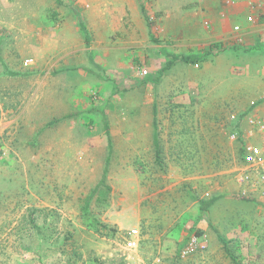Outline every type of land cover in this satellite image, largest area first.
Masks as SVG:
<instances>
[{"label":"rangeland","instance_id":"1","mask_svg":"<svg viewBox=\"0 0 264 264\" xmlns=\"http://www.w3.org/2000/svg\"><path fill=\"white\" fill-rule=\"evenodd\" d=\"M236 1L0 0V264H264V206L208 193L234 185L230 116L264 94V27ZM64 62L73 85L52 96L35 67ZM137 130L129 150L120 132ZM105 158L116 193H93ZM129 168L164 193H122ZM194 236L205 246L182 254Z\"/></svg>","mask_w":264,"mask_h":264},{"label":"built area","instance_id":"2","mask_svg":"<svg viewBox=\"0 0 264 264\" xmlns=\"http://www.w3.org/2000/svg\"><path fill=\"white\" fill-rule=\"evenodd\" d=\"M245 19L254 22L252 15ZM238 28V25L234 27L235 30ZM228 132L229 140L241 143L240 161L230 171L236 186L234 195L264 206V94L250 100L246 108L230 116ZM128 232L124 245L127 249H135L139 244L140 231L133 228ZM205 243V239L199 241L194 236L182 254L203 248Z\"/></svg>","mask_w":264,"mask_h":264},{"label":"crops","instance_id":"3","mask_svg":"<svg viewBox=\"0 0 264 264\" xmlns=\"http://www.w3.org/2000/svg\"><path fill=\"white\" fill-rule=\"evenodd\" d=\"M238 2H240V1L239 0L236 1L237 4H238ZM263 5H264V0H241V3H240L241 8L240 9H241V15H243L242 16V20L244 21V23L247 22L245 17L247 15H252L254 17V22H251V23L254 24L253 26H256V27H259V28L264 27V7H263ZM221 11L223 13H225V11L223 9ZM251 26H250V28H253ZM248 28H247V30H248ZM214 29L216 30L214 32L216 34V37H218V39H220L222 37V35L224 34V30L226 29L225 20L224 19L217 20V23H216ZM208 34L211 35L209 32H208ZM223 36H224V38H226L227 34H225ZM247 38H249V37H247ZM214 40H217V39H214ZM249 40H251V39H249ZM197 44L198 45H202V44H205V43H203V41H199ZM40 66H42V65L41 64L39 66L36 65L35 69L39 70L40 71L39 73H42V71H44L45 74H47L46 78L48 77L51 81H53V83H55L56 88H55V92H54V94L52 96L57 94V90H58L59 87L64 88L66 86H72L73 85V84H71L72 82H69V81H71L72 74H73V73L71 74V71H73V69H71L72 68V64L69 65V64H65V62H64V63H62V65H58V64L54 65V64L51 63L48 66V68H45V69H41ZM46 70H48V71L46 72ZM40 75L42 76V74H40ZM59 79H60V83H59ZM61 79H66L68 81L67 82H64V81L61 82ZM52 106H54V102H53V104H51V107ZM52 110H53V114L51 115V118L55 115L54 114V110H56V109L52 108ZM70 112H72V111H69V113ZM69 113H67V114H69ZM65 116H67V115H65ZM61 118L62 117L56 116V121L60 120ZM149 135H150V138H151V143L153 144V137H154V129L153 128H152V132L151 133L148 134L147 132H145V135H144L145 139L148 138ZM120 136H121V138L123 140L128 142L127 147H129V150L130 149L131 150H137L138 146L143 144V141H142L143 137H142L141 133L138 132V130H137L136 133H133V132L132 133L131 132H123L122 133V132H120ZM106 142H107L106 141V136L103 133L102 140L99 142V144L106 145L105 144ZM147 143L148 142H146L145 145H147ZM148 149H150V147ZM118 162H122V164H119L120 166H125V161L120 160ZM131 162H130V165H132ZM106 164H107V160L105 158L103 166H102V169L98 173V175H99L98 181L91 188V190H93L95 188V186L103 178H104L103 180L105 181V184L108 186L107 182H108V180L111 179V175L109 173L110 171L107 172L105 170L106 169ZM115 164L116 163H114V165ZM118 180H119V182H122L124 184L122 186V188L124 189V191L122 193H164V191H161V190H159V191H157V190L156 191H152L151 190L149 192L141 191V189H139V186L136 183L137 180H138L137 176L132 172V170L130 168L129 169H121L120 171H118ZM188 180H194V182L196 181L195 179L181 178L177 182L179 183V182L183 181L185 184L187 182L189 184H191L192 182L188 181ZM132 182L134 184L129 186L128 183H132ZM207 182H209L211 184L210 187H209L208 193H230L232 195V193L235 192V187H236L235 184L234 185L232 184L229 187L228 186L227 187H221V186L218 187V184H214L213 183V185H212V179H209V181H207ZM220 187H221V189H220ZM175 188L176 187H174V190L169 188V191H167L165 193H190L188 191H178ZM102 189L103 190L101 192L98 191V193H114V192L116 193V191H114V189L112 190V192H110L109 189L108 190H106L105 188H102ZM91 190L89 191V193H92ZM193 204H194V202L191 204V206ZM188 207H190V205L187 206V208ZM133 228H135V226H133ZM133 228H130V229H133Z\"/></svg>","mask_w":264,"mask_h":264},{"label":"trees","instance_id":"4","mask_svg":"<svg viewBox=\"0 0 264 264\" xmlns=\"http://www.w3.org/2000/svg\"><path fill=\"white\" fill-rule=\"evenodd\" d=\"M79 25L82 29H84V24L82 21H79ZM213 46L216 47L217 43L216 44L214 43ZM178 59L184 62L197 64V63L203 62L205 60V57L204 55H197V54L188 55L187 57H181V56L178 57L177 55H172V59L166 62L165 66L163 67V70L168 69L170 65L172 64V62ZM153 129H154L153 144L155 148V154L158 155V143L156 141V133H155L156 124L155 123H153ZM106 140H107V147L109 150H111L112 143H111V138L108 132H106ZM237 148H238L237 155H238V158H240V155H241V143L240 142L237 144ZM103 179H101V181L95 186V188L93 189V193H95L96 191L101 192V188H105L106 190H108L109 187L105 184V181ZM89 196L91 197V195ZM213 200L214 198H210L209 200L204 202L201 206V209L202 210L206 209Z\"/></svg>","mask_w":264,"mask_h":264}]
</instances>
